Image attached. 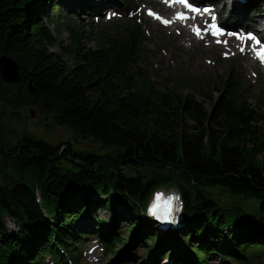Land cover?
I'll return each mask as SVG.
<instances>
[{"label": "trees", "instance_id": "1", "mask_svg": "<svg viewBox=\"0 0 264 264\" xmlns=\"http://www.w3.org/2000/svg\"><path fill=\"white\" fill-rule=\"evenodd\" d=\"M257 2L248 0L241 10ZM52 3L0 0V57L14 59L22 74L19 85L0 75V264H80L78 249L91 235L107 257L117 255L116 243L126 241L118 227L106 233L108 221L94 215L97 227L80 231L76 221L90 207H110L116 217L128 205L135 213L130 234L141 237L149 258L161 252L158 264L166 251L171 255L179 229L189 233L185 264L189 254L205 264L216 253L250 264L264 251V131L256 125L263 107L252 106L233 70L222 90L214 85L218 97L202 93L211 109L195 92L177 97L157 90L139 67L147 51L133 20L98 50L82 45L80 26L68 25L73 39L63 54L74 60L70 67L50 50L59 43L49 26L64 25L43 8ZM86 4L77 0L78 14L98 17ZM29 110L100 150L48 141L20 126ZM170 188L181 197L182 215L162 230L148 208ZM79 199L74 210L70 202ZM7 219L20 228L12 239ZM129 249L114 264H129Z\"/></svg>", "mask_w": 264, "mask_h": 264}, {"label": "rangeland", "instance_id": "2", "mask_svg": "<svg viewBox=\"0 0 264 264\" xmlns=\"http://www.w3.org/2000/svg\"><path fill=\"white\" fill-rule=\"evenodd\" d=\"M158 0H114L110 7L103 9L100 12L106 14L104 17H91V16H83L82 14H78V6L77 0L70 1L72 7H68V5L64 0H54V6L51 7L50 4L46 6L43 5V8L47 10L48 13L55 12V19L64 25L60 26H49V28L54 32L56 38L58 39V47L51 48L50 50L54 53L61 54L63 56L64 61L70 67H74V60L69 58L68 56L63 54V48H69L72 44V36L66 29L68 25H77L81 27L80 31V40L82 45L85 48H89L92 50H98L99 47L105 44L108 40L113 38L116 35H119L125 30L124 24L128 20H133L141 26L143 32V46L147 51V55L145 56L144 63L139 65L140 69L143 71L142 74L149 77V80L156 85V89L167 93L174 92L177 97H181L187 94H192V92L196 93V97L201 105H204L206 108L211 109V104L208 98H204L202 93L205 95L213 96V98L218 97L219 91H215L214 85H216L217 89L222 90L221 82L223 79L233 70L236 76L239 78V82L241 87L245 93V96L249 99V102L252 106L259 108L263 107L264 110V69L261 64H259V71L253 70L251 68L244 67V63L247 59H250L251 62L253 59L252 55L245 54L241 49L243 46L238 42L236 46V51H223L221 56L224 59V62H215V52L211 50L209 54H206L207 60H210L207 64L212 67L210 71L204 72H196L193 73L191 70H187V67H190L193 62L197 58H199L200 46L204 45L208 47L209 41L206 39L203 41H197L194 39V35L188 31V35L183 37V32H181L180 28L177 26H169L167 29V34L163 38L159 37L156 33L155 23L160 22L159 20L154 19L149 16L148 10L152 9L158 11L159 6L156 4ZM206 5L207 1L216 6V12L218 17L223 22L229 16V9L226 4L220 1H210L204 0ZM229 0H226V2ZM237 1V0H236ZM262 9L259 2L256 3L257 7H248L245 10H241V8L248 3V0H245L244 3L236 2L235 9L239 13L246 14L247 11L253 10L256 13H252L254 16H264V0H262ZM229 3V2H228ZM87 8L88 10L95 9L90 6L89 0H87ZM230 5V3H229ZM41 10L40 7H36V9ZM260 9V10H258ZM113 11V12H111ZM119 11V13H117ZM223 11V12H221ZM174 16V15H172ZM112 23H115L112 25ZM249 23V21L247 22ZM202 26V30L204 31L206 27H204V23H200ZM180 26V25H179ZM201 28V27H200ZM244 34L249 29L242 30ZM262 31V30H260ZM250 32H255L254 30H250ZM186 38H192L196 42L193 47L189 46L185 41ZM213 40H217L213 38ZM174 44H181V48L177 51L180 55V59L183 61L184 67L179 69L173 66H168L161 58L164 54V50L166 48L172 47ZM22 75V74H21ZM184 80V82H180V80ZM209 82H214L212 88L205 89ZM261 102V103H260ZM21 121L23 124H20L22 127H27L29 130L34 131L37 135L45 138L48 141L52 142H60L70 140L74 143L76 148L87 150L92 148L93 150H100V147L93 140H81L79 137L74 135L72 130L68 127H60L54 123H50L48 119L43 121V119L37 114L32 113L29 110L27 113L23 112L21 117ZM48 123V125L46 124ZM188 126L191 125V122H187ZM258 127L262 128L264 131V112L261 111V119L258 120L256 124ZM77 139V140H76ZM178 190V189H177ZM168 192L176 191V188H170L166 190ZM93 203H97V207L102 206L100 203L101 199L92 197ZM81 200L70 202L71 206H74V210H79L81 208ZM122 212L118 213V216L114 217V213L110 207L105 208L104 210H98L97 208L94 210L93 208H88L76 221L77 229L80 231L90 230L92 227L98 225V222L94 220V215H98L100 220L106 218L107 225L103 229L104 232L110 233L112 228L118 227L120 229L119 233L121 237L126 239L123 243H116V252L117 255L106 256L104 252V244L98 239L97 235L87 236L78 249L80 255V264H111L117 263L119 255L125 254L124 252L129 249V254L131 256V260L129 259V264H158V260L161 256V252H156L152 255V258H149L147 255V250L144 249V245L141 241V237H137V235L132 236L128 230L129 220L135 216L130 205L122 206ZM119 221L116 222V220ZM8 234L10 239L16 236L20 228L17 224L6 220ZM97 227V226H96ZM117 228V229H118ZM179 229L176 232L177 239L170 243L171 246L168 248H172V253L168 256L169 252L166 251L164 257H162V261L159 264H163L167 262L169 259L175 260L174 264H185L183 260L184 252L183 242L187 240L189 237V233L186 229ZM96 233V232H94ZM131 233V234H130ZM129 235L131 237L129 238ZM41 237L43 236L41 232ZM176 241V242H175ZM196 241V240H193ZM130 242H132L130 244ZM177 244V245H176ZM221 243H216V249H221ZM189 254V253H188ZM115 257V258H114ZM148 257V258H147ZM189 258L190 264H200L196 260L192 258V255H187ZM205 264H243L239 260H233L231 257L224 259L221 257L219 253L213 254L207 258ZM210 261V263H208ZM250 264H264V251L258 250L249 261ZM44 264H54V261L51 259H47Z\"/></svg>", "mask_w": 264, "mask_h": 264}, {"label": "bare ground", "instance_id": "3", "mask_svg": "<svg viewBox=\"0 0 264 264\" xmlns=\"http://www.w3.org/2000/svg\"><path fill=\"white\" fill-rule=\"evenodd\" d=\"M68 5V7H72L70 1L72 0H64ZM114 0H89L90 6H92L95 11H102L103 9L110 7L111 4L113 3ZM210 1H220V0H210ZM224 4L229 9V16L226 20H224L222 23L223 25L229 29L232 32H238V34L243 33L242 30L249 29V30H254L257 32L259 35L262 36L264 39V16H254L257 14L256 11L249 10L246 12V14L239 13L235 9V4L236 0H229L226 2V0H222ZM260 1V5L262 9V0ZM230 5H229V3ZM258 9V10H260ZM223 12V11H221ZM256 13V14H252ZM249 21V23H247ZM155 29L156 33L159 37L163 38L167 34V29L168 26H164L161 22L155 23ZM177 28H182V26L177 27ZM262 30V31H260ZM188 35V30L186 28L183 29V37H186ZM205 38L207 41H209L208 47H205L204 45L200 46V51H199V58L195 60V62L192 63L190 67H187V70H191L193 73L196 72H204V71H210L212 70V67L207 64V61L210 63V60H207L208 58L206 57V54H209L211 50H214L215 52V62H224L223 57L221 56V53L223 51H236V46L238 41L240 40L243 42V39H238V38H233L229 37L227 34H222L220 38L217 40H213L214 36L206 34ZM185 41L188 43L189 46L193 47L195 45V41L192 38H186ZM219 41V42H218ZM181 44H174L172 47L166 48L164 50V54L162 56V60L168 65V66H173L175 68H183V61L180 59V55L178 54V50L181 48ZM252 59V58H251ZM254 61V60H252ZM244 67L251 68L253 70L259 71V62L256 60L254 62H251L250 59H247L246 62L244 63ZM175 260L169 259L167 262H164L163 264H174ZM210 263V261L208 262Z\"/></svg>", "mask_w": 264, "mask_h": 264}, {"label": "water", "instance_id": "4", "mask_svg": "<svg viewBox=\"0 0 264 264\" xmlns=\"http://www.w3.org/2000/svg\"><path fill=\"white\" fill-rule=\"evenodd\" d=\"M0 75L3 81L10 85H19L22 78L19 64L7 55L0 57ZM30 90L34 91L32 83H30Z\"/></svg>", "mask_w": 264, "mask_h": 264}, {"label": "snow or ice", "instance_id": "5", "mask_svg": "<svg viewBox=\"0 0 264 264\" xmlns=\"http://www.w3.org/2000/svg\"><path fill=\"white\" fill-rule=\"evenodd\" d=\"M181 2H185V0H181ZM189 7H191V5H189ZM192 10H193V11H196V9H194V8H193ZM180 18H181V19H184L185 17H184L183 15H181ZM165 23H168V22L165 21ZM213 27H215V26H213ZM195 31H196V34H197V35H200V30H199L198 28L195 29ZM213 34H214V35H218V34H220V33H219V30L217 29L216 32H214ZM253 39H254V38H253ZM218 42H219V41H218ZM257 43H259V41H257ZM241 50L243 51V49H241ZM260 58H261L262 61H264V52H261V54H260Z\"/></svg>", "mask_w": 264, "mask_h": 264}]
</instances>
